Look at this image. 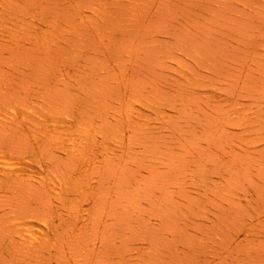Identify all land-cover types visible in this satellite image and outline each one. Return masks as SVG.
<instances>
[{
	"label": "rangeland",
	"instance_id": "rangeland-1",
	"mask_svg": "<svg viewBox=\"0 0 264 264\" xmlns=\"http://www.w3.org/2000/svg\"><path fill=\"white\" fill-rule=\"evenodd\" d=\"M0 120V264H264V0H0Z\"/></svg>",
	"mask_w": 264,
	"mask_h": 264
},
{
	"label": "bare ground",
	"instance_id": "bare-ground-1",
	"mask_svg": "<svg viewBox=\"0 0 264 264\" xmlns=\"http://www.w3.org/2000/svg\"><path fill=\"white\" fill-rule=\"evenodd\" d=\"M0 121H2V120H0ZM2 122L0 123V125L3 124ZM7 161H13V160H7ZM28 163L25 162V161H23V160H21L20 162H4V163H0V174H6V175L9 174V175H12V174H15L16 173V174H20V176H21L22 174H26V173H29V174H41L42 173L41 171L36 170L34 168L35 166H31ZM37 164H38V166H40L39 163H37ZM37 164H35V165L37 166ZM39 168L41 170V167H39ZM42 180H44V178ZM33 216L36 217L35 215H33ZM17 219L18 218H15V220H17ZM11 224H12L11 226H14L16 228V230L14 232H16V233L18 232L20 234V235L19 234L18 235L23 237L22 240H24V242L27 243L28 246L30 248H32V250L34 248H37L39 246H42L43 244H45L47 242V238L49 239V234H48L47 229H44L43 231H40V232L38 231L39 233H33L34 230H32V229H28V228L27 229H24L23 227L21 228L22 223L14 222V223H11ZM50 231H51V229H50ZM27 244H25V247L27 246ZM29 250H31V249H29Z\"/></svg>",
	"mask_w": 264,
	"mask_h": 264
}]
</instances>
